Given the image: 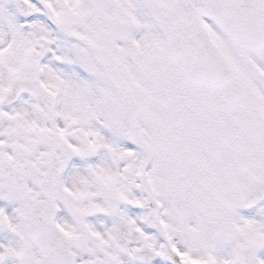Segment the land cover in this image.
<instances>
[{
	"label": "snow or ice",
	"instance_id": "obj_1",
	"mask_svg": "<svg viewBox=\"0 0 264 264\" xmlns=\"http://www.w3.org/2000/svg\"><path fill=\"white\" fill-rule=\"evenodd\" d=\"M0 264H264V0H0Z\"/></svg>",
	"mask_w": 264,
	"mask_h": 264
}]
</instances>
